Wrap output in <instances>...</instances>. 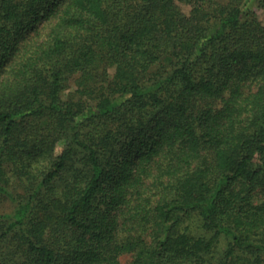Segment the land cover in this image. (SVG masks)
Wrapping results in <instances>:
<instances>
[{
  "label": "trees",
  "instance_id": "trees-1",
  "mask_svg": "<svg viewBox=\"0 0 264 264\" xmlns=\"http://www.w3.org/2000/svg\"><path fill=\"white\" fill-rule=\"evenodd\" d=\"M248 2L0 0V264H264Z\"/></svg>",
  "mask_w": 264,
  "mask_h": 264
},
{
  "label": "rangeland",
  "instance_id": "rangeland-1",
  "mask_svg": "<svg viewBox=\"0 0 264 264\" xmlns=\"http://www.w3.org/2000/svg\"><path fill=\"white\" fill-rule=\"evenodd\" d=\"M182 10L187 15L191 12V7L185 4H180ZM248 6L252 9L253 12L256 13L258 18L264 23V0H249ZM76 90V83L74 78H70L64 82V90L62 92V96L66 99L70 95L74 93ZM62 148H59L58 151L60 152ZM16 183L14 185L13 191L16 193H21L23 190L25 191V186L20 183L18 178L13 179ZM19 191V192H17ZM15 202H13L9 197H5L2 202L0 203V216L8 215L13 213L15 210ZM185 225H190L192 233L195 235H200L202 233L201 224L198 219L193 218L190 221H187ZM131 261V257L126 255L122 258L123 264H128Z\"/></svg>",
  "mask_w": 264,
  "mask_h": 264
}]
</instances>
